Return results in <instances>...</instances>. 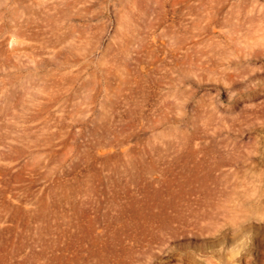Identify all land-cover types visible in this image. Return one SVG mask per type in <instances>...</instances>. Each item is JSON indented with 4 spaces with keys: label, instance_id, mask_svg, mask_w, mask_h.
Instances as JSON below:
<instances>
[{
    "label": "rangeland",
    "instance_id": "1",
    "mask_svg": "<svg viewBox=\"0 0 264 264\" xmlns=\"http://www.w3.org/2000/svg\"><path fill=\"white\" fill-rule=\"evenodd\" d=\"M263 33L264 0H0V264H127L162 191L234 171L264 249Z\"/></svg>",
    "mask_w": 264,
    "mask_h": 264
},
{
    "label": "bare ground",
    "instance_id": "2",
    "mask_svg": "<svg viewBox=\"0 0 264 264\" xmlns=\"http://www.w3.org/2000/svg\"><path fill=\"white\" fill-rule=\"evenodd\" d=\"M213 23L198 26L205 29ZM208 179L212 177L195 176L191 182L196 184L192 187L162 191L163 205L149 203L147 219L133 226L127 264H167L178 256L187 264H216L214 256L222 264H241L252 249L256 250V264H264L263 237L258 234L261 225L249 221L259 213L261 203L260 198L247 196L249 180L234 171L227 175L222 182L223 187L219 189L207 187ZM249 231L257 234L249 235ZM188 237L200 238L206 243L197 249H190L182 243L172 245ZM140 240L147 241L144 249L139 248ZM225 242H238L239 246L227 254L220 247ZM116 260L118 264L122 263L120 253Z\"/></svg>",
    "mask_w": 264,
    "mask_h": 264
}]
</instances>
